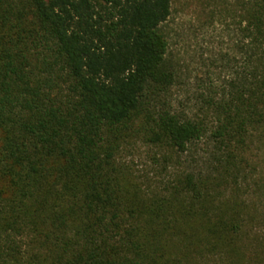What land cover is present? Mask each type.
Here are the masks:
<instances>
[{"label": "trees", "instance_id": "trees-1", "mask_svg": "<svg viewBox=\"0 0 264 264\" xmlns=\"http://www.w3.org/2000/svg\"><path fill=\"white\" fill-rule=\"evenodd\" d=\"M213 1L245 62L204 99L211 125L174 108L172 0H0V264H192L208 246L236 257L253 220L243 153L264 134V0ZM206 139L208 172L157 186L125 157L152 146L170 175L171 154Z\"/></svg>", "mask_w": 264, "mask_h": 264}, {"label": "rangeland", "instance_id": "rangeland-1", "mask_svg": "<svg viewBox=\"0 0 264 264\" xmlns=\"http://www.w3.org/2000/svg\"><path fill=\"white\" fill-rule=\"evenodd\" d=\"M172 8L166 33L173 63L181 77L172 96L174 108L178 113L212 125L214 116L204 99L220 94L244 67L240 33L233 19L224 12L223 3L172 0ZM214 149L212 141L206 139L188 155L179 158L171 154L172 161L163 165L170 168V175L161 174L162 166L157 164V159L162 156L152 146L140 143L133 154L125 157L142 182L157 186L159 181L173 180L178 169L208 172ZM243 157L247 177L238 179L239 194L253 209V220L238 242L236 257L219 247L208 246L203 255L194 256L192 264H264V134L254 133Z\"/></svg>", "mask_w": 264, "mask_h": 264}]
</instances>
